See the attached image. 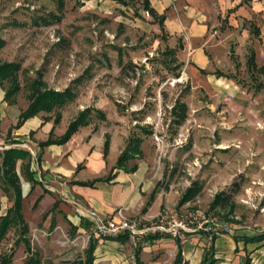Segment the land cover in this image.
I'll return each instance as SVG.
<instances>
[{
    "label": "rangeland",
    "instance_id": "1",
    "mask_svg": "<svg viewBox=\"0 0 264 264\" xmlns=\"http://www.w3.org/2000/svg\"><path fill=\"white\" fill-rule=\"evenodd\" d=\"M203 2L197 8L206 25L202 39L209 71L229 76L221 79L232 81L231 93L213 81L212 90L191 89L177 58L181 37L169 35L163 24L145 15L142 0H0V65H18L8 76L18 84L9 101L28 104L36 92L69 87L74 94L70 102L38 113L70 121L87 106L100 109L105 119L93 118L87 126L104 131L103 141L111 135L118 155L129 138L141 136L142 156L125 166L143 164L152 188L167 194L162 210L193 229L180 234L181 241L203 249L212 232L224 240L216 243L215 254L229 264H242L248 255L260 264L262 242L249 243L242 255L231 240L264 231V72L246 64L253 50L256 67L264 66V0H245L240 7L237 0ZM8 77L0 78L3 91L10 87ZM175 100L186 106L178 127L171 121ZM137 125L149 126L151 133L142 135ZM239 175L230 205L210 207L213 196ZM192 185L198 193L178 205ZM9 203L2 197L0 210ZM55 207L40 217L24 201L31 249L38 251L41 264H83L93 228L89 224L73 231ZM120 214L126 222L144 221ZM16 235L13 228L7 231L0 255L12 252L9 264H24V246L14 243ZM152 244H143L140 258L146 264H170L173 238ZM124 249L133 264L135 246L128 240Z\"/></svg>",
    "mask_w": 264,
    "mask_h": 264
},
{
    "label": "crops",
    "instance_id": "2",
    "mask_svg": "<svg viewBox=\"0 0 264 264\" xmlns=\"http://www.w3.org/2000/svg\"><path fill=\"white\" fill-rule=\"evenodd\" d=\"M148 2L157 14L164 15L162 24L167 33L181 37L182 46L177 51V58L183 76L191 84V89L199 87L212 90L210 83L213 81V83L227 86V88L219 90L231 93L232 81L221 79V77H226H217L213 71H209L210 60L203 49L205 42L202 39L206 32V25L201 21V15L197 8L204 3L203 0H148ZM241 4V1L237 0L235 6L240 7ZM259 9L254 10V12L259 11ZM3 96L4 91L0 87V150L8 147L26 149L30 153L29 168L35 180L34 183H29L20 178L22 214L24 201L30 203L34 215L40 214V217L44 213L49 215V210L56 202L55 211H58V214H61L67 222L79 229L81 228L79 226L80 219L83 218L87 221L88 219L77 208L76 204L78 203L80 207L94 210L112 222L117 221L115 210L118 208L121 209L122 214L135 216L144 221L151 220L162 210L161 205L166 201L164 197L167 194L158 191L147 209L144 212L140 211L144 205L145 196L149 194L153 186L147 177V173H145L146 167L137 163L135 169L129 172L120 168H113L119 151L110 135L106 155L104 158L102 157L105 132L99 128L93 131L87 125L82 126L62 144H49L39 147L37 143L44 141L49 133L52 134V137L61 135L69 120L66 121L61 117L55 123L53 117H46L37 113L25 119L17 128L11 129L9 138L18 143H9L8 138H6L7 129L15 123L18 114L25 109L27 104H21L19 99L8 102ZM19 164L20 161H17L16 172H18ZM109 174L111 176L109 180H101ZM98 178L100 180H95ZM92 180H95L92 186L76 183ZM2 197L5 198L0 190V201ZM9 205L10 203L7 207ZM5 210H0V215L4 214ZM26 223L29 227L27 221ZM163 238L155 241H161ZM221 239H215L213 243L215 248L217 242L219 245H223L222 241L224 240ZM186 241H181V254L186 264H200L202 248L188 244ZM125 244L126 242L119 243L114 240L99 239L93 251V264H129L124 249ZM231 244L233 249H241L243 255V251L247 249L249 243L244 244L242 241L232 239ZM149 245L153 247L154 244ZM145 248L143 247L141 252L145 251ZM195 249H198V252H195ZM183 250L186 254H190L191 258L184 256ZM175 251L174 245L171 262ZM215 257L223 258V261H219L218 264H229L227 258L216 254ZM247 257L242 264H245L246 260H248V264H255L252 258L248 259ZM258 262L263 264L264 261ZM237 264L240 262L238 261Z\"/></svg>",
    "mask_w": 264,
    "mask_h": 264
},
{
    "label": "trees",
    "instance_id": "3",
    "mask_svg": "<svg viewBox=\"0 0 264 264\" xmlns=\"http://www.w3.org/2000/svg\"><path fill=\"white\" fill-rule=\"evenodd\" d=\"M119 3H124V0H114ZM245 1V0H241ZM142 9L147 11L153 19L156 20L157 24H162L164 15L163 14H157L149 5L148 0H142ZM252 32L257 34L258 28L252 23L251 24ZM2 44V41L0 40V45ZM181 45L179 44L177 48H180ZM254 51L250 50L249 55L246 59V64L248 69H256L261 70L264 72V66L256 67L254 63ZM130 62H128L127 65H129ZM18 68L17 64L12 63H4L0 65V78H3L5 76H10L12 73H14ZM122 68V67H121ZM203 72V70H201ZM214 74L219 76H225L221 72H217L215 70ZM229 78V76H225ZM9 78L10 87L8 89L4 90V96L3 98L10 102L8 98L17 90L18 84L15 82V80L12 77ZM1 85V80H0ZM35 96L32 97L29 101L25 109H23L19 114L15 121V123L10 126L7 129L6 132V138H8L9 143H18L15 140H12L9 138V133L12 128H17L21 123L31 117L37 114L40 111H50L54 107H62L64 104L70 102L74 94L70 90L69 87H66L64 90L56 91V90H50V89H44L41 92H36L34 94ZM171 114H172V123L175 127H178L186 116V106L184 103H180L177 100H175L174 105L171 107ZM93 118H97L98 120H104L105 116L103 112L94 107H85L81 110H79L76 115L67 123L66 128L64 132L57 136L52 137V134L49 133L48 137L44 141H39L37 145L39 147H43L49 144H62L66 142L70 136L77 131L79 127L88 125L89 121ZM59 117L56 115L53 118V121L56 123L58 121ZM139 128V131L142 133V135H149L151 133V129L149 126H143V125H137ZM94 129V128H93ZM142 142V137L135 135L132 136L127 140L126 145L122 149V151L119 153V155L116 158L115 164L113 168H120L123 169L125 172L133 171L135 169V165L131 166H125V162L130 159L140 158L142 156V150L140 148V144ZM108 148V140L107 138L103 141L102 146V157L104 158L107 152ZM185 149H188V144L185 146ZM20 161L18 173L16 172V162ZM29 162H30V153L23 148L19 147H8L5 149L0 150V190L5 195L8 200H10V205L6 208L4 214L0 215V241L4 238L5 234L10 228H13L14 231H17L16 238L14 240V243L17 244L21 242L24 246L25 251V257H24V264H41L40 255L38 251L32 250L30 246V239L27 236L28 232V225L23 217L22 210H21V191H20V177L23 178L25 181L29 183H34L35 180L33 178L32 172L29 168ZM78 168V166H77ZM241 175L238 176L236 180H233L230 183V186L227 188V190H221L217 192L213 199L211 200L210 207H226L229 206L232 202V195L236 193L239 189L240 181H241ZM111 178L110 174L107 175L105 178L101 180H109ZM100 180V178L95 179ZM76 182L79 185L84 186H92L93 182ZM199 191L198 186H190L185 189L183 194L180 196V198L177 201L178 205H181L185 201H188L193 198L195 194H197ZM157 192V189L154 187L149 192L147 199L144 203V205L141 208V212H144L151 201L154 198L155 193ZM56 206V202L53 203L51 209H53ZM230 211V210H229ZM155 218H153L151 221H143L141 224L148 225L150 222H154ZM69 224V227L75 231L76 226H73L71 223L67 222ZM53 222L50 220V225H52ZM79 226L81 228L87 229L89 226V222L86 219L81 218L79 222ZM94 234H91L87 240L86 247L84 249L85 253V259L83 261V264H93V251L97 245V241L99 239L105 240H114L119 243H124L128 241V236L126 231L120 232L114 236H105L98 234L96 232H93ZM185 234V233H183ZM95 235V236H94ZM163 237H171L168 234L165 233H149L145 236L141 237L135 246V249L133 250V264H146L141 258L140 253L143 248V244L148 243L151 244L153 241L158 240ZM173 242L176 248L175 255L173 258V261L171 264H186V261L183 259L181 254V240L179 237H172ZM216 238V235L212 234L210 241L208 242L207 246H205L202 249L200 264H217L220 260L215 257V250L213 246V240ZM234 241H242L244 244L246 243H254V242H262L264 244V231L254 234V235H242V236H235L233 237ZM11 256L12 252H9L7 254H1L0 255V264H9L11 262ZM248 260L245 261V264ZM264 264V262H263Z\"/></svg>",
    "mask_w": 264,
    "mask_h": 264
},
{
    "label": "built area",
    "instance_id": "4",
    "mask_svg": "<svg viewBox=\"0 0 264 264\" xmlns=\"http://www.w3.org/2000/svg\"><path fill=\"white\" fill-rule=\"evenodd\" d=\"M145 15L148 12L144 10ZM80 212L88 219L90 226L93 228V232H96L105 236H114L120 232L126 231L128 240L133 246H136L137 241L145 236L146 234H151L154 232L165 233L171 237H179L180 234L186 233L193 229L188 228V226L180 220H176L173 217L172 212L168 210H162L156 215L155 221L150 222L148 225L141 224L137 220H130L126 222L121 216L120 210H117L115 215L117 217L116 222L104 221L97 213L93 210L85 209L80 207V204H76ZM216 234V232H214ZM212 235V232H211ZM211 235L209 238H211Z\"/></svg>",
    "mask_w": 264,
    "mask_h": 264
}]
</instances>
